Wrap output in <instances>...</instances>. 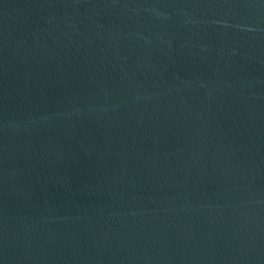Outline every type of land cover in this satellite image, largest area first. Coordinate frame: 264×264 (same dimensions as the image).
Returning a JSON list of instances; mask_svg holds the SVG:
<instances>
[{
    "label": "water",
    "instance_id": "95a60500",
    "mask_svg": "<svg viewBox=\"0 0 264 264\" xmlns=\"http://www.w3.org/2000/svg\"><path fill=\"white\" fill-rule=\"evenodd\" d=\"M0 264H264V0H0Z\"/></svg>",
    "mask_w": 264,
    "mask_h": 264
}]
</instances>
